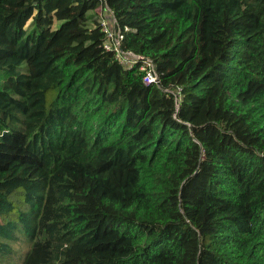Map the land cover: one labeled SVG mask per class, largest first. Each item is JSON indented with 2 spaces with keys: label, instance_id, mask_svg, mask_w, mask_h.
<instances>
[{
  "label": "trees",
  "instance_id": "1",
  "mask_svg": "<svg viewBox=\"0 0 264 264\" xmlns=\"http://www.w3.org/2000/svg\"><path fill=\"white\" fill-rule=\"evenodd\" d=\"M106 2L161 86L103 0H0V264H264V0Z\"/></svg>",
  "mask_w": 264,
  "mask_h": 264
},
{
  "label": "built area",
  "instance_id": "2",
  "mask_svg": "<svg viewBox=\"0 0 264 264\" xmlns=\"http://www.w3.org/2000/svg\"><path fill=\"white\" fill-rule=\"evenodd\" d=\"M95 12L100 18L102 31L105 33L104 46L106 50L112 52L123 66L128 68L139 67V71L143 74L145 85L161 86V78L154 60L122 47L125 37L124 32L106 0H103V4ZM164 91L171 93L175 97L178 106L182 89H165Z\"/></svg>",
  "mask_w": 264,
  "mask_h": 264
}]
</instances>
